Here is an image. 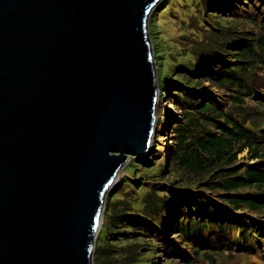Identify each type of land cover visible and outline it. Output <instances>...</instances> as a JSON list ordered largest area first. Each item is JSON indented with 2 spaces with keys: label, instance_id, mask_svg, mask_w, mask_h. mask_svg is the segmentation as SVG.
<instances>
[{
  "label": "water",
  "instance_id": "95a60500",
  "mask_svg": "<svg viewBox=\"0 0 264 264\" xmlns=\"http://www.w3.org/2000/svg\"><path fill=\"white\" fill-rule=\"evenodd\" d=\"M158 1L0 0V264H90L106 189L154 150Z\"/></svg>",
  "mask_w": 264,
  "mask_h": 264
},
{
  "label": "trees",
  "instance_id": "16d2710c",
  "mask_svg": "<svg viewBox=\"0 0 264 264\" xmlns=\"http://www.w3.org/2000/svg\"><path fill=\"white\" fill-rule=\"evenodd\" d=\"M163 1L159 0L156 8L162 7L163 4H167L165 8H169L174 0ZM206 1L208 7L214 8L207 16L216 19L207 20L203 25V30L215 32L205 44V57L199 60V57L196 58V54L191 52V55L184 57L186 62L175 64L170 70L166 67L164 70L168 77L173 78L169 84L176 91L171 93V100L175 109L181 112L178 123L171 127L176 146L170 156L168 174H164L159 168L161 162H153V165L146 167L139 158L131 155V161H136L129 162L132 164L131 171L135 180L131 181L125 177L119 184L121 188L127 186L130 190L128 193H136V197H131L129 203L125 202L122 204L124 206H120L115 192L106 200L108 207L105 206L103 212L102 224L106 222L110 235L131 231L133 234H139L137 238L145 242V249L150 255L142 264H156L151 246L158 245L157 237L152 235L155 227L145 216L157 218L164 215V218L172 221V230L177 231L182 241L179 255H188L184 257L182 264H216L217 257L225 251L229 253L230 260L237 258L236 254H231L235 237L231 235L230 229L236 225L238 219L232 212L219 211L208 195L224 202L233 210L244 208L255 213L264 211V118L253 119L246 106H243L249 100L264 107V84L261 88L254 89L249 83L253 76L243 78L239 75L241 70L246 73L253 65L264 64L263 57L255 61V56H264V0H230L232 6H229L226 0H222L220 4L214 3L213 0ZM163 12L164 10L160 11L157 16L155 12L152 13L150 26L157 23ZM245 25L250 28L246 29ZM254 28H258L261 34L246 42L244 33L254 32ZM225 39L232 41L235 54L223 49L222 56L219 57L216 48ZM160 54V50H155V60ZM212 63L216 64L208 66ZM238 64L241 66H237ZM231 65L235 66L230 67ZM159 72L161 78L160 67ZM196 74L204 76L209 84L205 85L201 79H195ZM175 79L177 81H174ZM260 79L264 80V72L260 74ZM201 88L209 91L217 88L222 89V92L208 98ZM201 95L204 96L203 99ZM245 148L250 152L251 159L259 160L251 165L238 164L237 155ZM136 166L143 168L138 171ZM136 176L143 179L138 187ZM156 182L159 183L158 186L155 185ZM257 192L262 193L251 195ZM134 199L136 208L135 204L131 203ZM125 206L136 210V225L132 230H116L111 226V218L117 217L116 213L126 209ZM200 208L204 211L201 215ZM126 219L127 216H124L123 221ZM243 225L245 224L239 226L244 230L243 253L254 252L255 247L251 245L253 237L248 234L249 227ZM156 230L158 232V229ZM134 239L136 237H117L115 241L125 243V249L123 253H112L109 258L114 259L107 261L114 264H133L134 260L128 263L123 256L136 251L133 246L136 244ZM97 248L103 250L104 246L97 243ZM185 248L192 255L187 254Z\"/></svg>",
  "mask_w": 264,
  "mask_h": 264
},
{
  "label": "rangeland",
  "instance_id": "374dc122",
  "mask_svg": "<svg viewBox=\"0 0 264 264\" xmlns=\"http://www.w3.org/2000/svg\"><path fill=\"white\" fill-rule=\"evenodd\" d=\"M213 1L214 3L218 4L222 2V0ZM225 2H228L229 6L233 5L232 3H229L230 0H226ZM257 2H259V0ZM166 5L167 4H163L162 7H157L159 8V10H156L157 8L155 4L148 17V35L151 37V44L153 41L152 50L154 51V53L155 50H160L161 54L157 60L154 59V64L156 66V102L154 104L153 110L154 117L156 119L154 121L155 126L153 124V133L154 130L155 132L157 130V133L153 137V142L151 144V149L154 148V151L146 152L145 155L141 157L143 161H140L143 162V166L146 167L153 165V162H161L162 164H164L165 152L169 150L170 155L173 154L176 146V141L174 140V132H172L171 127L174 123H178L181 112H178V110H176L173 106L171 93L175 92L176 89L171 88L169 83H171L173 78L172 76L168 77L165 74V68L167 67V69L170 70L175 67V64L177 65L179 63L186 62V58L184 57L186 55H191V52H194L196 54V58L199 57V60L201 57H205V44L210 40V37H213L215 35V32L203 30V25L207 20L216 19V17L207 16V13H209L211 10L214 11V8L208 7V2L206 0H174L169 8H165ZM162 10H164V12L160 14L157 23H155L154 26H150V19L153 17L152 13L155 12V15L157 16V14ZM227 25H229V23H227ZM244 27L246 29L250 28L249 25H245ZM254 29V32L247 31L244 33L243 36H245L246 42L250 41V39L253 38L256 39V37L261 34V31L258 28ZM155 30L156 33H154ZM223 49L231 54H235V51L233 50L235 48L234 45H232L231 40L225 39L222 44L218 48H216L217 55L219 57L222 56ZM260 57L264 58V56H255V61H258ZM215 64L216 63L208 64V66H214ZM234 66L235 65H231L230 67ZM237 66L241 65L238 64ZM158 67L161 68V78H159L160 72L158 73ZM263 72L264 64L257 63L256 65L250 67L246 73H243V71L241 70L239 75L243 78L253 76L252 81H249V83L251 84L250 87L255 88L257 83H264V80L260 79V74H262ZM195 79H201L202 83L208 85V81L204 78V76L196 74ZM174 81H177V79H175ZM212 84L214 85V82H212ZM219 92H222V89H215L213 91H210L209 93L213 96H216ZM201 98L203 99L204 96L201 95ZM243 106H246L247 110L250 112V117H252L253 119H263V106L257 105V103L249 100H247ZM252 126H255V124H252ZM246 152L247 149L238 154V158L241 159L239 162L253 161L250 160V158L242 160ZM132 156L136 157V155ZM130 161L131 157L128 156L126 162L119 168L118 174L116 175L113 183L106 189L103 198V207H108V201L106 200H108L115 192V198L116 200H118L120 206H124L122 204H124L125 202L127 203L131 197H136V193H128L130 190L127 186H123V188H121L122 186L121 184H119L123 182L122 180L125 177L131 181L135 180V177L132 176V164H129ZM134 162L136 161H131V163ZM142 168V166H136V170L138 171L142 170ZM159 168H161L164 174H168V168L165 164L163 166L160 165ZM170 177L171 174L169 175V178ZM142 180L143 179H141V177L136 176L137 187L140 185ZM170 180L172 181V178H170ZM158 184V182L155 183V185L157 186ZM131 203L135 204L134 206L136 208V199L132 200ZM125 207L126 209L120 210L116 213L117 217L111 218V226H114L116 230H122L124 228H131L132 230L136 225V210H131L127 206ZM238 212L241 211L238 210ZM124 216H127L128 219L123 221ZM257 220L264 226V217L259 216L257 217ZM102 223H104V217ZM137 231H140V229H137ZM234 233L236 234V230L234 231ZM117 237H136V239H134L133 241L136 242V244L133 245L135 246L136 251L128 252L129 255L123 256L124 259L128 260V263L134 260L133 264H142L147 258L150 257L145 249L147 247L145 245V242L137 238L139 237V234H133V231H131L129 233L110 235L109 228L107 227V224L105 222V224H101L99 229L95 231L94 237L92 239L90 264H95L96 262L99 264V261L104 262L102 264L113 263L107 261L114 259L113 257L109 258V256L112 253H123L125 249V243H118L117 241H115ZM165 237L166 238H164L163 236L166 241L164 243L160 242V246L158 245V247L155 248V254L161 253L162 251L164 253L157 255L154 260L158 262L157 264H182L181 258L176 260L178 256L176 254V247H178L180 239H177V237L174 236L171 231H168L165 234ZM97 243L99 244V246H104V249H98ZM167 247H169L168 250H166ZM234 248L238 249L237 246H234ZM231 254H236V260H230L229 253L225 251L217 257L216 264H246L244 263V259L248 260V258H246L245 255H240L233 251H231ZM197 263L203 264L200 262L192 264Z\"/></svg>",
  "mask_w": 264,
  "mask_h": 264
},
{
  "label": "bare ground",
  "instance_id": "6f19581e",
  "mask_svg": "<svg viewBox=\"0 0 264 264\" xmlns=\"http://www.w3.org/2000/svg\"><path fill=\"white\" fill-rule=\"evenodd\" d=\"M158 3V2H157ZM171 108V107H170ZM154 126H155V124H154ZM152 142H153V138H151L150 139V144H152Z\"/></svg>",
  "mask_w": 264,
  "mask_h": 264
},
{
  "label": "clouds",
  "instance_id": "9594fccd",
  "mask_svg": "<svg viewBox=\"0 0 264 264\" xmlns=\"http://www.w3.org/2000/svg\"><path fill=\"white\" fill-rule=\"evenodd\" d=\"M153 7H154V6H153ZM153 7H152V8H153ZM149 37H150V36H149ZM150 40H151V39H150ZM150 42H151V41H150ZM151 47H152V44H151Z\"/></svg>",
  "mask_w": 264,
  "mask_h": 264
}]
</instances>
